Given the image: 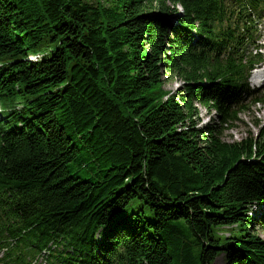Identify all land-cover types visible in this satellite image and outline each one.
Wrapping results in <instances>:
<instances>
[{
  "label": "trees",
  "instance_id": "trees-1",
  "mask_svg": "<svg viewBox=\"0 0 264 264\" xmlns=\"http://www.w3.org/2000/svg\"><path fill=\"white\" fill-rule=\"evenodd\" d=\"M263 11L0 0V264L42 252L46 264H264L248 229L264 205V122L223 138L252 94ZM197 103L215 122L196 125Z\"/></svg>",
  "mask_w": 264,
  "mask_h": 264
},
{
  "label": "rangeland",
  "instance_id": "rangeland-1",
  "mask_svg": "<svg viewBox=\"0 0 264 264\" xmlns=\"http://www.w3.org/2000/svg\"><path fill=\"white\" fill-rule=\"evenodd\" d=\"M264 34V31H262ZM264 42V40H263ZM257 79L256 77H254ZM180 81L176 79L175 77L172 78L170 81H167L166 84H164L165 88L170 90L171 92H175L177 88L180 86ZM251 85H253L251 83ZM250 85V86H251ZM263 86H264V79H263ZM254 87V86H253ZM261 92H256V94H260ZM262 94V93H261ZM199 118L196 120V125L198 127H206L211 120L215 122V113L213 111H208L206 107H203L200 104H196ZM246 109L243 110L241 113L237 116V121L233 123V126L231 128H226L223 133V138L227 141H238L242 138H245L249 133H256L257 127L255 126L256 123L262 124L261 122H264V102L263 103H253L251 100H248L245 103ZM211 118V119H210ZM259 211V208L252 207V210L249 212L248 216L249 218H255V214H257ZM248 229L251 231H255L257 234L260 235L262 239H264V230L259 228V225L257 222L250 224L248 226ZM225 236H227V232L221 233ZM213 264H224V258L223 256H219Z\"/></svg>",
  "mask_w": 264,
  "mask_h": 264
},
{
  "label": "bare ground",
  "instance_id": "bare-ground-1",
  "mask_svg": "<svg viewBox=\"0 0 264 264\" xmlns=\"http://www.w3.org/2000/svg\"><path fill=\"white\" fill-rule=\"evenodd\" d=\"M263 74L261 70H257L254 74V77H256L257 79H255L256 81H259L262 78Z\"/></svg>",
  "mask_w": 264,
  "mask_h": 264
},
{
  "label": "built area",
  "instance_id": "built-area-1",
  "mask_svg": "<svg viewBox=\"0 0 264 264\" xmlns=\"http://www.w3.org/2000/svg\"><path fill=\"white\" fill-rule=\"evenodd\" d=\"M36 58H34V60H35ZM33 61V60H32Z\"/></svg>",
  "mask_w": 264,
  "mask_h": 264
}]
</instances>
